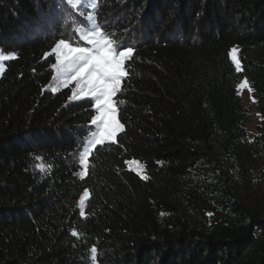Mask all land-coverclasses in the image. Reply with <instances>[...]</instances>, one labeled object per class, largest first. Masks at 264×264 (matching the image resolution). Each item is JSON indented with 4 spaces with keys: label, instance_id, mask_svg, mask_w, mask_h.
Instances as JSON below:
<instances>
[{
    "label": "trees",
    "instance_id": "obj_1",
    "mask_svg": "<svg viewBox=\"0 0 264 264\" xmlns=\"http://www.w3.org/2000/svg\"><path fill=\"white\" fill-rule=\"evenodd\" d=\"M59 1L0 0V50L14 53L0 76V264H264V211L231 181L264 153V0H97L101 30L135 51L114 97L121 129L83 176L93 103L47 89ZM238 75L261 116L253 139Z\"/></svg>",
    "mask_w": 264,
    "mask_h": 264
},
{
    "label": "rangeland",
    "instance_id": "obj_2",
    "mask_svg": "<svg viewBox=\"0 0 264 264\" xmlns=\"http://www.w3.org/2000/svg\"><path fill=\"white\" fill-rule=\"evenodd\" d=\"M59 7L56 11L61 14L63 19L62 25L59 27V32L61 35L60 39H65L73 47H92L87 41H84V37L88 35L91 31H95L99 27V23L95 16V8L97 5V0H74L73 4H68L67 0H60L58 2ZM60 16H58L59 18ZM113 18H105L101 21V25L108 26L109 21H113ZM62 21V20H60ZM85 22H87V27H85ZM51 24H54L51 23ZM42 31L43 26L41 25ZM99 29H97V38L99 37ZM106 36H111L105 33ZM117 43V47L120 45L126 46L122 41L126 40V35L114 34L112 33ZM117 36V37H115ZM69 38V39H68ZM59 41V40H58ZM57 41V43H58ZM122 42V43H121ZM131 53H128L130 57ZM0 56L6 57V59L0 60V76L5 68V63L7 60L14 56L13 52L4 53L0 50ZM55 57V55H54ZM230 58L237 70L240 72V64L237 58V47L234 46L230 50ZM123 78V77H122ZM63 77L59 76L56 69L52 67V77L51 81L47 85V89L56 92L64 87H69L71 90L70 100L78 101L84 99L79 97L75 93L76 84L71 82L64 85L62 81ZM55 90V91H53ZM236 91L241 100L242 105L248 109L249 119L245 124L246 135L249 139H253L256 134V126L261 120V116L256 108L255 97L253 90L246 78L242 75H238L236 81ZM87 99V98H86ZM93 103L94 115L90 121L87 130V136L83 139L80 149L75 154V161L80 165V170L78 172L79 176H83L86 171L87 158L94 148V146L106 142H113L116 134L120 131L121 125L116 117V105L110 107L106 114L100 118V112L96 109L94 100ZM126 166L129 170L137 173L141 178H146V172L141 163L136 160L126 161ZM243 177H245L243 179ZM232 185L236 191L241 202H245L251 208H256L259 211H264V153L260 156L254 155L251 158L250 166L246 174H242L241 171L235 170L232 175ZM88 192L84 190L80 197L78 198L76 205L80 213H83L85 200L87 198ZM94 253L91 255V261H94Z\"/></svg>",
    "mask_w": 264,
    "mask_h": 264
},
{
    "label": "snow or ice",
    "instance_id": "obj_3",
    "mask_svg": "<svg viewBox=\"0 0 264 264\" xmlns=\"http://www.w3.org/2000/svg\"><path fill=\"white\" fill-rule=\"evenodd\" d=\"M67 3L73 4L74 0ZM97 29L83 38L92 47H73L65 39H59L51 52L55 55L52 67L63 77L61 82L67 85L74 81L75 93L94 100L102 118L122 89V81L128 75L125 70L126 61L130 59L128 53L133 56L135 49L122 44L118 48L116 40L100 29V38H97ZM3 59L6 57L0 56V60Z\"/></svg>",
    "mask_w": 264,
    "mask_h": 264
}]
</instances>
